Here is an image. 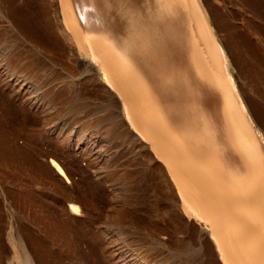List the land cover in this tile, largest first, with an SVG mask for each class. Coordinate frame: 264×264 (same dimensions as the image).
I'll use <instances>...</instances> for the list:
<instances>
[{
	"label": "bare ground",
	"instance_id": "1",
	"mask_svg": "<svg viewBox=\"0 0 264 264\" xmlns=\"http://www.w3.org/2000/svg\"><path fill=\"white\" fill-rule=\"evenodd\" d=\"M6 1L15 23L10 30L21 43L29 44L24 57L34 56L30 68L45 70V76L54 71L53 75H62L57 59L71 51L72 57L78 53L86 57L75 60L81 76L69 73L64 77L70 83L65 88L57 86L55 99L64 100L72 91L78 92L85 74L88 81H94L104 72L106 93L129 126L119 114L124 120L120 121L134 135L140 133L141 142L148 141L164 163L169 178L164 168L154 170L156 188L167 192V206L181 210L189 221L201 226L195 237L199 249L210 237L212 263L264 264V140L232 79L230 82L226 72L230 59L215 37L213 19L202 0H59L58 5V0ZM51 10L57 13L56 22ZM223 22L231 28L226 17ZM9 75L3 77L10 97L21 104L15 107V101H8L3 109L16 110L36 129L23 143L18 132L3 134L0 151H43L48 156L50 151L72 147L92 155L90 140L74 138L49 122L50 107L34 95L31 76ZM27 107L40 109L42 117L38 119ZM52 164L64 176L58 162L52 159ZM18 195L22 200L30 198L26 193ZM51 207L67 214V228L76 237L89 235L92 246L97 243L92 222L83 231L78 227L83 211L78 197L66 195ZM189 240L177 238L180 245L191 244ZM121 257L127 260L123 253ZM27 262L37 264L30 254Z\"/></svg>",
	"mask_w": 264,
	"mask_h": 264
},
{
	"label": "rangeland",
	"instance_id": "2",
	"mask_svg": "<svg viewBox=\"0 0 264 264\" xmlns=\"http://www.w3.org/2000/svg\"><path fill=\"white\" fill-rule=\"evenodd\" d=\"M202 3L213 19L211 28L215 37L231 62L226 64L233 83L230 87L232 84L244 99L264 140V0H202ZM9 7L6 0H0V73L3 74L0 75V136L18 132V140L23 143L27 134L36 129L16 110L3 109L8 101H15V107L21 104L17 98L10 97L13 95L3 76L26 75L32 77L34 95L50 107L49 122L74 138L90 140L93 151L90 156L72 147L50 151L48 156L43 151H0V264H29L27 254L37 264H213L208 247L212 243L210 237L199 249L195 237L201 226L195 220L189 221L181 210L167 206V192L156 188L154 170L162 167L168 177L164 163L148 141L141 142L140 133L137 137L130 127L126 128L129 122L106 93L104 72L100 71L94 81H88L85 74L79 81L78 92L72 91L64 100L55 99L57 86L65 88L70 83L64 77L69 73L81 76L75 60L86 57L78 53L74 58L71 51L72 56L65 57L67 60L55 59L63 77L53 75L55 71L45 76V70L30 68L34 56L24 57L30 50L29 44L21 43L10 30V25L15 23ZM50 15L56 22L55 10ZM225 17L231 28L224 26ZM52 75L56 83L51 86ZM56 76L62 77V81ZM27 109L38 119L42 117L40 109ZM117 115H123L125 121ZM52 159L62 167L64 176L57 172ZM19 193L30 198L22 200ZM66 195L80 199L83 211L78 227L83 231L88 223H93L98 239L95 245L92 246L89 235L83 239L76 237L67 228V214L55 212L51 207ZM202 225L205 226L204 222ZM177 238H187V242L190 239L191 244L180 245ZM120 253L127 260L120 258Z\"/></svg>",
	"mask_w": 264,
	"mask_h": 264
}]
</instances>
